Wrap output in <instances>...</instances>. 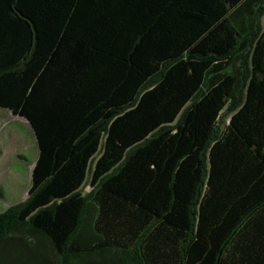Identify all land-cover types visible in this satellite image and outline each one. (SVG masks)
Returning a JSON list of instances; mask_svg holds the SVG:
<instances>
[{
	"label": "trees",
	"instance_id": "obj_1",
	"mask_svg": "<svg viewBox=\"0 0 264 264\" xmlns=\"http://www.w3.org/2000/svg\"><path fill=\"white\" fill-rule=\"evenodd\" d=\"M263 18L264 0H0V108L39 150L0 264H264Z\"/></svg>",
	"mask_w": 264,
	"mask_h": 264
},
{
	"label": "rangeland",
	"instance_id": "obj_2",
	"mask_svg": "<svg viewBox=\"0 0 264 264\" xmlns=\"http://www.w3.org/2000/svg\"><path fill=\"white\" fill-rule=\"evenodd\" d=\"M38 155L29 123L0 108V213L28 197ZM84 191H90L88 182Z\"/></svg>",
	"mask_w": 264,
	"mask_h": 264
},
{
	"label": "water",
	"instance_id": "obj_3",
	"mask_svg": "<svg viewBox=\"0 0 264 264\" xmlns=\"http://www.w3.org/2000/svg\"><path fill=\"white\" fill-rule=\"evenodd\" d=\"M21 119H24V118H22V117H20ZM24 120H26V119H24ZM27 121V120H26ZM28 122V121H27Z\"/></svg>",
	"mask_w": 264,
	"mask_h": 264
}]
</instances>
